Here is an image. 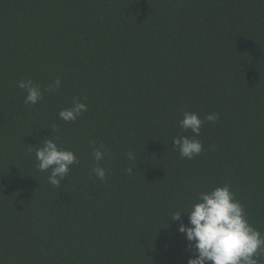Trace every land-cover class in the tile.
Masks as SVG:
<instances>
[{
	"label": "trees",
	"instance_id": "obj_1",
	"mask_svg": "<svg viewBox=\"0 0 264 264\" xmlns=\"http://www.w3.org/2000/svg\"><path fill=\"white\" fill-rule=\"evenodd\" d=\"M186 111L219 116L192 159ZM49 137L77 157L59 187L37 168ZM224 185L264 235V0H0V264H188L171 217Z\"/></svg>",
	"mask_w": 264,
	"mask_h": 264
},
{
	"label": "clouds",
	"instance_id": "obj_2",
	"mask_svg": "<svg viewBox=\"0 0 264 264\" xmlns=\"http://www.w3.org/2000/svg\"><path fill=\"white\" fill-rule=\"evenodd\" d=\"M61 85L60 78L48 85L46 91H55ZM18 87L26 95L24 103L36 105L43 98L39 85L31 79L21 80ZM87 111V105L78 97L72 100V106L59 111V117L65 122H74ZM218 114L209 113L203 117L195 112H184L180 126L185 131L190 130L189 136L173 138V145L183 158L192 159L203 151L199 137L201 129L207 122H216ZM31 147V146H30ZM104 146L93 148L92 156L96 165L92 172L100 181L106 180L107 170L100 165L107 151ZM133 160L132 152L127 154ZM35 158L40 172H49L48 181L53 187H59L62 180L68 177L70 166L77 162L75 153L58 146L54 139L48 138L36 147ZM131 173L132 169H126ZM199 202L193 203L186 212H176L171 219L179 221L182 214H187L189 224H180L178 231L185 234L193 255L188 264H261L264 257V235L255 229L248 221L243 205L235 199L228 185L218 186L210 191L198 194Z\"/></svg>",
	"mask_w": 264,
	"mask_h": 264
}]
</instances>
